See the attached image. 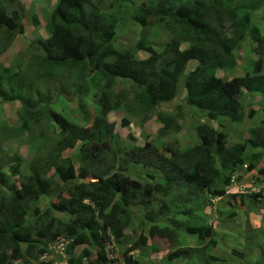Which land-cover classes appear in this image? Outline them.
Listing matches in <instances>:
<instances>
[{"label": "trees", "instance_id": "obj_1", "mask_svg": "<svg viewBox=\"0 0 264 264\" xmlns=\"http://www.w3.org/2000/svg\"><path fill=\"white\" fill-rule=\"evenodd\" d=\"M7 2L10 13L0 8V55L25 33L27 26L25 4L20 0ZM104 5L102 1L58 0L47 15L49 37L34 39L29 45L35 52L33 65L44 70L41 79L61 72L63 81L69 77L68 85H63L59 95L63 96L68 88L74 90V95L65 98L78 100L75 121L52 110L51 101L35 106L27 94L23 95V81L18 89L13 86L11 92L6 91L4 81L13 72L0 64V95L5 88L6 102H21L28 113L26 127L28 121L36 124L46 117L54 135L53 144L31 162L29 175H21L18 162L9 167L21 178L18 184H12L0 168V264L25 259L30 251L25 253L22 244L32 247L61 235L73 240L67 250L68 264H83L84 259L88 260L86 264H149L148 260L134 258L132 253L140 251V255L146 256L148 250L151 253L157 249L156 245H149L150 236L167 240H172L175 234L181 239L189 237L208 251L217 246L221 236L217 227L221 221L216 216L213 221L199 215L190 196L174 197L176 190L193 188L213 198H224L231 209L228 219L241 212L248 213L258 201V185L261 189L264 185V119H255L254 109L245 114L242 101L248 94L251 99L260 95L264 102V32L253 21V8L235 5L232 0H195L181 5L160 1L143 5L132 18L146 34L142 33L129 50L119 49L114 43L116 28L122 20L118 9L123 6L108 12ZM32 21L34 25L41 23L37 15H33ZM165 34L169 39L166 38L160 51L156 50L149 37L164 38ZM246 40L252 43L258 58L244 75L220 77L219 72H232L239 66L237 52ZM183 44L187 45L184 49ZM139 52L148 56L138 58ZM193 61L197 64L189 70ZM118 83L131 85L135 101L148 111L157 112L163 124L162 136L171 125L178 132L182 122L198 116L194 128L199 142L187 149L173 145L162 149V153L157 152L159 147H153L154 150L150 145L135 144L121 153L115 140V124L109 120V113L127 99L115 93ZM182 90L185 101L175 105L174 113L162 114L160 105L173 101ZM51 91L46 99L52 98ZM195 107L204 113L198 114ZM130 163L143 169L156 168L164 182L144 183L134 179L127 172ZM257 168L259 175L246 181L242 173H252ZM245 181L252 183L251 187L242 186L231 192L235 185ZM141 193L163 196L158 212L146 214L148 223L177 209V213H183L181 219L170 227L153 225L149 236L144 233L138 236L130 228V204ZM41 196L49 199V205L43 211L34 207L30 214L29 203L39 201ZM143 204L148 205L144 201ZM54 213L70 214L72 225L61 223ZM43 216L48 219L45 223ZM28 217L34 221L33 228L27 222ZM222 221L227 226L233 225L226 219ZM56 222L59 227L54 225ZM54 229L59 231L55 234ZM113 241L119 249L107 247ZM129 243L133 244L127 247ZM83 245L89 247L77 256L76 248ZM198 249H193L197 257ZM178 250L169 259L183 257L190 248ZM235 253L241 258L246 254ZM262 253L264 260V250ZM222 261L210 254L198 264ZM256 264L263 263L258 260Z\"/></svg>", "mask_w": 264, "mask_h": 264}, {"label": "rangeland", "instance_id": "obj_2", "mask_svg": "<svg viewBox=\"0 0 264 264\" xmlns=\"http://www.w3.org/2000/svg\"><path fill=\"white\" fill-rule=\"evenodd\" d=\"M25 4V20L27 23L26 31L23 35L18 36L13 44L0 55V64L10 69L13 73H10L4 83L7 85L6 91H10L13 86L18 89L20 82H25L23 95L27 94L28 98L33 102L35 106H43L46 102L51 101V109L59 112L61 115H64L67 119L71 121L76 120L77 109V99H66V95H74V90L72 88L66 89L63 96L59 95L60 90L63 88V85H68L69 77L67 76L65 81H63L62 72L56 74L52 78L41 79L40 73H43V69L38 70V65L34 66L32 61L34 59V51L29 46L30 42L34 39L47 38L49 37V31L47 26V15L52 12L58 0H20ZM93 3L102 1L105 5V11L112 12L117 11L118 5H122L123 8H120V14L122 20L116 28V39L115 45L119 49H132L139 39L141 34H146V31L143 27L134 21L132 15L143 5H155L160 1L173 3L175 5L181 4H191L195 0H123L120 4L115 3V0H91ZM235 5L244 4L252 7V17L253 21L261 28L264 32V0H232ZM113 2V3H112ZM7 0H0V8H6L9 13L10 10L7 8ZM119 13V12H118ZM33 15H37L41 19V23L34 25L32 21ZM152 35V33H150ZM167 35L162 37H149L151 42L156 47V50H159L165 44ZM169 39V38H168ZM167 39V40H168ZM187 45L183 44L182 49L186 48ZM252 43L249 40H246L242 45L240 51L237 52L239 59V66L235 68L232 72H219V76L224 79H231L238 75H244L246 71L250 69V64L255 61L258 56L253 51ZM138 58H145L148 56L146 52H139ZM197 62L193 61L189 64L188 69L191 70L196 66ZM52 90V91H51ZM3 95H0V168H3V171L7 173L12 184H18L21 178L19 175H15L11 172L9 167L19 163V168L22 176H27L30 173V165L33 159L39 154L44 153L53 144L54 135L52 134V128H49V120L46 117L40 119L39 123H34L32 120L29 122V125L26 127L24 124L25 117L28 114L26 110L22 108L20 101L15 102H6V92L5 88L1 90ZM51 91V97L46 99V95ZM116 94H119V97L125 95L126 100H122L118 107L109 113L110 123L115 124V140L119 147H121V153H124L126 150L133 147L135 144L138 146L150 145L152 148L159 147L160 150L157 152L162 153V149H167L170 146H178L182 149H187L196 145L198 141V135L195 132L194 123L195 118L198 120V116L191 117L187 123L182 122V127L180 131L175 132L176 126L171 125L166 135H161L160 129L163 127L157 118L156 111H148L145 107L141 106L137 101H135V90L131 85H126L124 83H118L114 88ZM184 91L182 90L176 99L173 101L165 102L160 105V112L162 114L170 115L169 113H174L175 105L178 101L182 100L184 97ZM116 96V95H115ZM90 99V97H89ZM116 99V97H115ZM260 95H253V99L249 98L248 94L242 99L244 104V112L248 114L251 109H254L256 113L254 114L255 119H264V102L261 101ZM43 104L38 105L39 102ZM130 106V107H129ZM198 114H202V110L195 107ZM51 121L54 125H57L55 120L51 118ZM215 124V123H214ZM213 124V125H214ZM216 126V125H215ZM56 130L59 131V126L56 127ZM135 139V141H133ZM153 148V149H154ZM155 150V149H154ZM76 149L73 152L76 153ZM72 152V151H70ZM129 168L127 170L134 179L140 180L142 182L150 183H163V175L156 171V168L153 169H143L138 166V164L130 163L128 164ZM264 165V159L262 161ZM153 174V176H151ZM258 168L254 172L245 171L242 173V176L246 177V181L253 179L258 176ZM235 185L231 190L234 192V189H240L242 186L251 187L250 182ZM240 185V186H239ZM258 185L257 192L259 198L258 201L252 204V209L248 213H239L237 217L228 219V212L231 209L224 203V198H213L208 193H202L196 191L193 188H184L180 187L176 190L174 197L180 196H190L195 203V211L199 215H203L205 219L211 218L214 221V217L220 220V224L217 227V230H221L224 222L223 219H226L228 223L232 222L233 225L225 226L222 229V232L226 235L225 237H219V246L222 251L225 249L224 242H232L235 239L239 238L242 241L243 231L249 227H253V230L257 229L256 220H260L261 214L264 213V185L259 187ZM170 196H173L171 194ZM163 198L162 195H153L148 196L144 194H138L133 202L130 204L131 212V223L130 228L133 232L137 233L138 236L141 233H148L149 225L144 221V216L146 213H154L159 207V200ZM250 198V197H249ZM148 203V207L145 208L141 202ZM49 205V199L46 197H40L39 201L29 203L30 214L33 213L34 207H39L40 211H43ZM178 209L172 212L166 219L156 226H172L177 220H179L183 213H177ZM221 212L224 213L222 215ZM42 216V215H41ZM41 216L38 217L36 222L39 224ZM54 216L57 219H60L61 223H66L72 225V216L68 213H54ZM249 222H252L249 224ZM47 217L43 216L42 221L45 223ZM211 220V221H212ZM230 220V221H229ZM28 224L33 228L34 221L28 217ZM59 227V223H54ZM40 227V225L38 226ZM229 227L230 230H227ZM62 229V228H61ZM59 230L54 229L55 234ZM132 232V233H133ZM231 232L233 234H231ZM129 232V230L127 231ZM242 234V235H241ZM235 236V239L233 238ZM72 238L67 235H61L54 240H48L41 242L32 247L28 244H22V249L26 253L30 251L25 259L10 261V264H68L69 254L67 253L70 243H72ZM247 240H244V245H246ZM133 243L127 245L131 246ZM150 244L157 245V249H152L151 253L146 252V256L140 255V251L133 252L132 255L135 258L140 260H148L149 264H178L180 259H175L174 261L168 260V255L174 256L178 249H185V246L188 245L185 239H181L179 236H174L172 241L163 238H153L150 240ZM190 245H193L191 241ZM89 246L83 245L79 246L75 250L77 256L83 254V250ZM109 249H119L115 242L107 246ZM198 249V258L203 259V248L197 247ZM228 249V248H226ZM241 251L246 252L243 248ZM237 250V251H240ZM40 251H43L41 253ZM235 251V250H234ZM92 258H90L91 260ZM235 264H242L243 258L239 256H234L231 258ZM250 258L249 260H253ZM86 264L87 259L83 260ZM122 261V260H120ZM208 262L204 263L207 264ZM246 264H253L246 263Z\"/></svg>", "mask_w": 264, "mask_h": 264}, {"label": "crops", "instance_id": "obj_3", "mask_svg": "<svg viewBox=\"0 0 264 264\" xmlns=\"http://www.w3.org/2000/svg\"><path fill=\"white\" fill-rule=\"evenodd\" d=\"M244 214V213H243ZM261 218L260 220H256V224L260 225L257 227V229L253 230L254 226L249 228L247 227L244 231H243V235L240 236L242 238V241L239 238V242L237 239H235V236L233 237L235 240L232 242H224V247L225 249L222 251V249L220 247H214L213 249H210L208 251L204 250L203 254H204V258L203 259H199L197 257V255H195L193 249H197V247H200V245H198L197 241L194 239H191L189 237H187L185 240L188 243V245L186 247H190L189 252L184 255L183 257L179 258L180 259V263L178 264H198V261H202L204 262L206 259H208V255L210 254H214L216 256H219L222 258V262L221 264H235L232 261V257H234L236 255L235 251L240 250V249H244L246 252L244 251H238L241 253H246L245 256H243V263L242 264H246V263H251L253 262V264H256L258 260H261L262 263L264 264V260L262 258L263 253L262 251L264 250V213L261 214ZM248 222H249V218L247 217ZM252 222H249V224H251ZM227 226L225 223L222 227V229ZM222 229L219 230L221 232V236L224 234L222 232ZM230 229L229 227H227V230ZM233 230V229H230ZM231 234H233L231 232ZM226 235L224 234L223 237H225ZM244 240H247L246 245H244ZM191 241L193 242V245L191 246L190 243ZM220 242H219V238L217 240V246H219ZM228 248V249H226ZM235 250V251H234ZM237 256V255H236ZM250 258H254L253 260H249Z\"/></svg>", "mask_w": 264, "mask_h": 264}, {"label": "clouds", "instance_id": "obj_4", "mask_svg": "<svg viewBox=\"0 0 264 264\" xmlns=\"http://www.w3.org/2000/svg\"><path fill=\"white\" fill-rule=\"evenodd\" d=\"M185 94V93H184ZM177 98V97H176ZM175 98V99H176ZM185 99H186V96L184 95V97H183V99L182 100H180V101H185ZM179 102V101H178ZM177 102V103H178ZM176 146V145H175ZM171 147V146H170ZM178 147V146H177ZM168 148V147H167ZM163 150H165V149H163ZM140 204H142L145 208H147L148 207V205H145V204H143V202H141ZM175 211V210H174ZM173 211V212H174ZM158 212V210L156 211V212H154V213H149V214H155V213H157ZM172 213V212H171ZM171 213H169V214H163V215H159V216H156L155 217V219H157V221H155V222H150V223H148V220L145 218V216H146V214H145V216H144V221H146V223L149 225L148 227H150V226H153V225H157V224H159V223H161L164 219H166ZM184 217H186V216H184ZM181 219V218H180ZM175 224V223H174ZM150 229V228H149ZM149 229H148V231H149ZM146 236H149V234L146 232V234H145ZM174 236H176V234L174 235ZM178 236V235H177ZM156 237H158V236H150V238H149V245H152V244H150V240L151 239H153V238H156ZM158 238H160V237H158ZM163 239H165V238H163ZM169 241H172V240H169ZM155 245V244H154ZM157 246V245H156ZM158 247V246H157ZM185 248H190V247H186L185 246ZM169 256L170 255H168V260H171V259H169ZM175 260V259H174ZM174 260H171V261H174ZM12 261H17V260H12Z\"/></svg>", "mask_w": 264, "mask_h": 264}]
</instances>
